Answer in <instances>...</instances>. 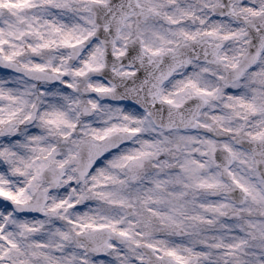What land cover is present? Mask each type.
Segmentation results:
<instances>
[{
    "label": "rangeland",
    "instance_id": "rangeland-1",
    "mask_svg": "<svg viewBox=\"0 0 264 264\" xmlns=\"http://www.w3.org/2000/svg\"><path fill=\"white\" fill-rule=\"evenodd\" d=\"M11 1L0 0V54L25 68L53 74L58 82L34 81L0 69V147L8 142L9 152L24 157L18 176L0 170V196L7 199L0 202V264H147L143 245L182 264H264V180L252 153L237 144L241 138H264V50L241 79L225 82L226 72L245 55L249 39L244 25L212 13L220 0H136L160 11L168 5L174 22L168 30L152 20L140 25L147 52L175 50L202 36L224 46L221 67L192 61L163 87L160 99L175 106L194 96L206 101L193 129L170 132L157 128L136 106L84 93L114 90L96 74L104 65L103 47L93 37L92 3L107 0ZM234 11L250 19L264 11V0H243ZM133 27L131 17L116 42V55L125 52ZM78 44L83 50L72 59L69 49ZM133 72L123 68L119 75ZM61 84L68 86L66 97L59 94L64 98L61 116L46 119L40 103ZM85 106L92 109L91 115H83ZM122 132H134L136 137L106 154L80 181L75 167L68 166L78 157L80 144L90 138L100 144ZM188 134L195 135L200 171L213 172L211 182L189 185L186 180L187 154L192 149ZM1 148L0 163L8 157ZM219 148L231 154L228 168L217 164ZM241 155L248 160L242 162ZM51 165L66 171L48 195L44 216L17 213V205L31 203L40 188L48 187L42 172ZM146 165L155 170H144ZM163 174L167 182L160 192ZM233 186L246 193L244 204L227 196ZM68 189L75 195L65 203ZM73 207L78 210L68 213ZM233 212L240 218L227 220ZM98 229L116 232L127 241L111 239L104 256L87 253L76 236ZM147 232L152 235L146 237Z\"/></svg>",
    "mask_w": 264,
    "mask_h": 264
},
{
    "label": "water",
    "instance_id": "water-1",
    "mask_svg": "<svg viewBox=\"0 0 264 264\" xmlns=\"http://www.w3.org/2000/svg\"><path fill=\"white\" fill-rule=\"evenodd\" d=\"M236 3L241 0H233ZM225 7H217L214 9L215 14L221 16L228 15L235 17L238 21L246 24L248 29V52L243 57L238 67L227 72V82H234L242 77V75L254 66L264 49V12L251 21H246L241 16H234L230 0H222ZM94 20L97 30L94 37L99 38L104 47L105 67L97 74L115 85V90L110 93L94 92L90 89L85 93L96 94L104 100L126 101L134 103L145 110L149 111L150 116L158 127L167 130L188 129L196 125L200 112L205 107V102L199 97L191 98L182 107H173L170 104H159L157 98L161 85L181 67L186 66L192 59L199 61L213 62L217 60V55L221 49V45H209L206 43L207 37L198 41H190L188 44L180 46L176 52H170L163 56H145L143 53L142 42L139 37H135L127 45V52L123 56L116 57L114 52L115 41L117 40L120 30L124 26L125 20L133 13L137 15L135 22L137 28L145 18H149L153 13L144 7L138 6L136 0H109L108 4H93ZM109 28L108 30L106 28ZM259 28V30H256ZM83 49L82 45L71 47V58L77 59ZM122 67H131L137 70L136 74L129 77L119 76L114 71H119ZM0 69L12 71L17 74H23L28 78L43 82H58L53 74L43 71L30 70L19 66L17 63L6 60L0 55ZM156 102V105H153ZM83 113L88 115L91 113L89 107H84ZM35 119L33 114L31 122ZM135 135L133 133H119L108 139L95 144L94 140L81 144L79 149V158L74 159L69 165L76 167V173L79 179L83 181L92 170L96 161L100 160L106 153L111 152L131 141ZM240 146L248 149L253 153L256 168L264 179V140L241 139ZM216 161L219 166L229 167L232 157L225 148H219L215 153ZM65 167H50L43 172L44 182L50 187L45 190H39L34 201L31 204L17 205L16 209L21 214L27 215H44V207L47 204V195L52 190L58 188L61 179L65 175ZM233 200L242 204L246 200V195L241 189L234 187L228 193ZM5 197L0 196V202L5 203ZM128 212H132V208H128ZM238 213H232L228 219H238ZM113 239L118 243H125L126 237L115 233L108 229H100L76 236L78 244L84 243L85 250L88 253L97 256H103L108 249L109 241ZM141 250L147 258V264H181L169 257H159L153 248L143 245Z\"/></svg>",
    "mask_w": 264,
    "mask_h": 264
},
{
    "label": "bare ground",
    "instance_id": "bare-ground-1",
    "mask_svg": "<svg viewBox=\"0 0 264 264\" xmlns=\"http://www.w3.org/2000/svg\"><path fill=\"white\" fill-rule=\"evenodd\" d=\"M27 1L28 0H12L11 2H14V4H20V3H26ZM59 88L60 89H57L54 92L49 91L47 94V97L45 98V101L43 103H40L41 111L42 112L45 111L47 113L46 119H49L50 118L49 116H52V117L61 116L60 110L63 107L64 98H59V94H62L63 96L66 97L68 86L65 84H61L59 85ZM4 91L12 95L11 89L6 88ZM28 138L31 140L34 139L33 136L32 137L30 136ZM187 144L192 147V149H190L187 154L188 164L186 166L187 168L185 172V176L187 177L186 180L188 184L194 185L195 183H200V182H206V183L209 181L211 182L212 178L214 177L213 172L212 171L201 172L200 165L197 163V160L198 162H200V157L197 156L194 152L195 148L197 147L195 135L188 134ZM1 149H4L5 151H7L8 157L7 155H5L4 161L0 163V170H3L4 174H6L7 176H9L12 171L17 173L16 176H18L19 171L24 167V157L22 153L15 151V150L9 152L10 145L8 142L3 144ZM240 160L243 162V161H247L248 159L245 155H241ZM144 170L154 171L155 169L151 165H146L144 167ZM4 179H7V178H4ZM159 180H160L159 191L164 192L165 191L164 186H165V183L167 182V176L165 174H163L162 176L160 175ZM74 195H75V190L68 189L66 199L63 201L64 199L63 194H60L58 197V202L63 201L65 203H70L72 201L71 196H74ZM77 210L78 209L75 207L69 208L68 213H71V212L75 213ZM152 233L155 236L168 237V235L163 231L162 232L153 231ZM152 233L147 232L146 237H149L150 234L152 235Z\"/></svg>",
    "mask_w": 264,
    "mask_h": 264
},
{
    "label": "flooded vegetation",
    "instance_id": "flooded-vegetation-1",
    "mask_svg": "<svg viewBox=\"0 0 264 264\" xmlns=\"http://www.w3.org/2000/svg\"><path fill=\"white\" fill-rule=\"evenodd\" d=\"M166 7H167L166 11H163V10L160 11L159 9H157L156 7L152 5L150 9L153 11V17L150 20H152L156 24H159L162 26L164 25L165 29L168 30V27L172 28L174 26V22L171 18V14L168 11V5H166ZM164 52L165 51H154L151 53L154 55H157V54L164 53ZM166 83L163 85V87L166 85ZM163 87L161 88V92H162ZM161 92H160V95H161Z\"/></svg>",
    "mask_w": 264,
    "mask_h": 264
}]
</instances>
